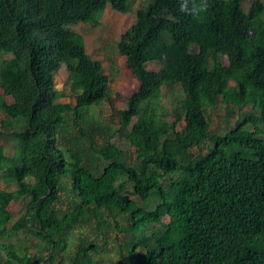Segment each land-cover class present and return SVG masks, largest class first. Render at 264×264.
<instances>
[{
	"label": "trees",
	"instance_id": "16d2710c",
	"mask_svg": "<svg viewBox=\"0 0 264 264\" xmlns=\"http://www.w3.org/2000/svg\"><path fill=\"white\" fill-rule=\"evenodd\" d=\"M244 1L138 7L116 43L138 85L103 116L109 77L69 27L135 0H0V264H102L108 236L109 264H264V1ZM220 106L250 111L211 133Z\"/></svg>",
	"mask_w": 264,
	"mask_h": 264
},
{
	"label": "rangeland",
	"instance_id": "374dc122",
	"mask_svg": "<svg viewBox=\"0 0 264 264\" xmlns=\"http://www.w3.org/2000/svg\"><path fill=\"white\" fill-rule=\"evenodd\" d=\"M148 1L149 0H135L133 9L128 14H120L107 8L102 14L100 25L95 29H91L81 23L69 27V29L80 34L84 38L87 53L93 59L102 62L105 74L109 77L108 89L111 94L112 105L108 106L106 104L98 108V111H100L103 116L111 115L123 109L127 97L137 88L138 83L128 69L125 58L118 54L116 43L120 36L133 24L136 9L141 5H146ZM249 1L250 0H245L243 5H248L247 3H249ZM244 8L246 9V7ZM7 58L10 57H4V59ZM147 68L148 70H158L159 66L156 63H151L147 65ZM66 78V72L61 68L55 77V90L61 102L74 103L73 93L69 89ZM177 96L178 93L176 90H169L168 96H164L162 99L163 106L172 109L174 99H176ZM248 111H250L249 107L244 106L241 110H234L235 116L232 117V115L227 114L224 106H220L218 112L209 113L211 121L210 132L224 133L228 131L233 126V122L240 119ZM2 118L3 115H0V121ZM260 126L264 130V124ZM114 140L120 144L121 148L125 150L126 155L130 159L135 157L132 148L126 144L125 139H120L116 136ZM0 145L4 146L7 156L13 154L14 147L12 142H5V140L0 137ZM15 188V185H7L0 182L1 190L12 192ZM9 211L13 214L14 219L22 213L20 205L14 203H11L9 206ZM116 250V238L108 236L106 252L102 255V264H109V260L115 259ZM31 251L34 252L35 250L31 249ZM42 255L45 256L46 253L43 252Z\"/></svg>",
	"mask_w": 264,
	"mask_h": 264
},
{
	"label": "clouds",
	"instance_id": "9594fccd",
	"mask_svg": "<svg viewBox=\"0 0 264 264\" xmlns=\"http://www.w3.org/2000/svg\"><path fill=\"white\" fill-rule=\"evenodd\" d=\"M250 1H251V0H250ZM243 3H244V2H243ZM247 4L249 5V3H247ZM248 5H246V6L243 5V7H247Z\"/></svg>",
	"mask_w": 264,
	"mask_h": 264
}]
</instances>
